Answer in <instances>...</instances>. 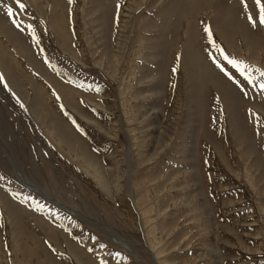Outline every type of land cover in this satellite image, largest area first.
Listing matches in <instances>:
<instances>
[{"label":"rangeland","instance_id":"1","mask_svg":"<svg viewBox=\"0 0 264 264\" xmlns=\"http://www.w3.org/2000/svg\"><path fill=\"white\" fill-rule=\"evenodd\" d=\"M21 3L0 0V264H264L254 0Z\"/></svg>","mask_w":264,"mask_h":264},{"label":"snow or ice","instance_id":"2","mask_svg":"<svg viewBox=\"0 0 264 264\" xmlns=\"http://www.w3.org/2000/svg\"><path fill=\"white\" fill-rule=\"evenodd\" d=\"M71 2V0H70ZM242 5L244 6V8L247 10V0H241ZM16 4L23 9L25 7V5L23 3H21V0H16ZM254 5L256 8V18L253 17V15L251 13L248 14V20L249 22L252 24L253 27L257 26V23L260 26H264V0H254ZM7 14L9 15V17H11L13 15V9L11 7L7 8ZM206 32H209V29L206 27L205 28ZM209 35H211V33L209 32ZM217 50L220 51L221 55L224 57V59L232 65L233 68H236L238 72H240L241 76H244L245 79H247L249 81V83L252 82V78L251 76L248 75V72L254 68L255 66H249L246 65L244 61H239L236 60L234 58H230L228 55H225L222 49H219V47L217 46ZM259 75L261 77H264V70H261L259 68L255 69ZM231 78V77H230ZM4 78L2 76H0V83H3ZM5 87H7V85H5ZM260 87L262 89H264V83L260 84Z\"/></svg>","mask_w":264,"mask_h":264}]
</instances>
